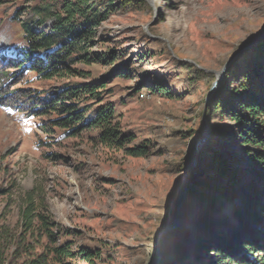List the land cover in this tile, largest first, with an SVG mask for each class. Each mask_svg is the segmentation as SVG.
I'll return each mask as SVG.
<instances>
[{"label":"rangeland","instance_id":"obj_1","mask_svg":"<svg viewBox=\"0 0 264 264\" xmlns=\"http://www.w3.org/2000/svg\"><path fill=\"white\" fill-rule=\"evenodd\" d=\"M62 1L0 4V70L5 68L3 61L25 45L22 23L41 28L33 22L38 8L48 3L53 11ZM112 3L113 12L96 27L89 49L112 56V64L75 62L73 76H26L18 82L15 78L12 87H23L33 97L63 85L100 80L105 87L99 97L83 96L77 107L88 110L86 118L102 107H113L114 121L130 140L122 148L106 147L98 141L97 129L63 136L61 129L50 126L56 114L34 117L0 106L3 220L15 225L20 199L30 192L68 230L61 240H72L76 251L88 248L98 253L92 264H233L223 262L211 240L202 245L198 239L208 238L209 229L214 235L231 230L237 207L249 200L264 201V186L251 174L264 172V165L249 158L247 150L252 148L241 143L228 117L236 97L233 88L221 91L225 74L235 71L225 80L233 86L237 70L251 55L237 65L230 63L212 86L242 45L258 44L257 52L264 54V38L256 40L264 33V0ZM16 12H21L20 20ZM52 21L48 17L44 26ZM122 65L127 76L111 73ZM155 83L166 90L152 89ZM40 122L48 123L49 132ZM201 139L199 170L189 184V159ZM135 146H143L146 154L130 155L127 148ZM17 262L21 259L13 264Z\"/></svg>","mask_w":264,"mask_h":264},{"label":"trees","instance_id":"obj_2","mask_svg":"<svg viewBox=\"0 0 264 264\" xmlns=\"http://www.w3.org/2000/svg\"><path fill=\"white\" fill-rule=\"evenodd\" d=\"M4 1L8 0H0V4ZM112 4V0L108 3L102 0H63L53 11L48 3L40 6L36 12L37 19L33 22L41 28L34 29L32 24L22 23L25 45L19 53L11 54L3 61L5 68L0 70V106L34 117L56 114L50 126L61 129L63 136L77 135L83 129H97L101 144L124 147L130 135L118 128L113 107H102L89 118H86L87 109L77 107V100L83 96L98 98L100 89L105 87L104 82L67 84L33 97H30L29 91L24 93L23 87H12L16 84L13 81L15 78L18 82L26 76L38 80L73 76L76 70L71 65L75 62L89 65L108 61L112 64L115 61L112 56L89 51L94 44L96 27L113 12ZM20 15L21 12H16L15 18L20 20ZM48 17L53 21L44 26ZM259 48L260 45L255 44L238 55L234 60L236 65L248 54L251 56L237 70L233 86L227 85L226 81L235 71L232 69L225 74L221 91L225 94L233 88L236 97L226 110L228 117L235 122L241 143L252 148V152L249 148L247 150L249 158L264 165V54L257 52ZM12 66L16 67L13 73L10 71ZM111 73L124 78L128 74L127 67L118 66ZM18 74L20 76H15ZM151 88L158 92L166 90L157 83ZM39 126L44 132H49L48 123L40 122ZM127 151L132 156L146 154L143 146L127 148ZM251 174L264 186V172L252 170ZM233 215L236 224L231 230L214 235L209 229L208 238L198 239L199 244L205 245L211 240L224 263L264 264V201L249 200L242 207H237ZM4 217L5 212H1L0 264H13L19 259L20 264H82L76 263L78 260L92 264L98 255L88 248L76 251L72 240H61L59 236L68 234V230L57 224L43 202L37 203L30 192L20 199L15 225L3 220Z\"/></svg>","mask_w":264,"mask_h":264},{"label":"water","instance_id":"obj_3","mask_svg":"<svg viewBox=\"0 0 264 264\" xmlns=\"http://www.w3.org/2000/svg\"><path fill=\"white\" fill-rule=\"evenodd\" d=\"M264 38V33H262L258 38H256V40L262 39ZM250 46V42L242 45L241 47H239L225 62V64L223 65V68L220 71V75L219 78L213 83L212 88L215 86L216 82L218 80H220L221 76L224 74L226 68L230 65V63H232L237 57L238 55L246 50L248 47ZM204 139H201L200 141H198L191 152V156L189 159V166H190V171H191V181L189 182V184H191V182L196 178V175L198 173L197 167H196V154L198 152V150L201 147V144L203 143ZM189 184H187V186H189ZM187 186L184 187V190H186ZM180 202V200L178 201V203ZM177 204V201L175 203V205ZM166 232V230H163V232L161 233V236Z\"/></svg>","mask_w":264,"mask_h":264}]
</instances>
